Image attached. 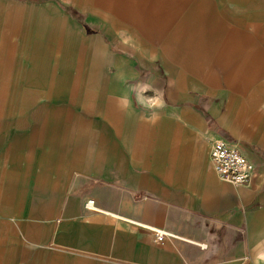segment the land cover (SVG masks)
<instances>
[{"label": "crops", "instance_id": "obj_1", "mask_svg": "<svg viewBox=\"0 0 264 264\" xmlns=\"http://www.w3.org/2000/svg\"><path fill=\"white\" fill-rule=\"evenodd\" d=\"M74 5L102 31L0 0V264H264L259 0ZM219 138L249 185L215 173Z\"/></svg>", "mask_w": 264, "mask_h": 264}, {"label": "built area", "instance_id": "obj_2", "mask_svg": "<svg viewBox=\"0 0 264 264\" xmlns=\"http://www.w3.org/2000/svg\"><path fill=\"white\" fill-rule=\"evenodd\" d=\"M210 161L217 176L235 186L249 185L256 175L255 163L247 157L239 143L216 139L210 151ZM93 204L89 201L88 208L91 209ZM165 237V233L154 231L155 242L162 243Z\"/></svg>", "mask_w": 264, "mask_h": 264}, {"label": "rangeland", "instance_id": "obj_3", "mask_svg": "<svg viewBox=\"0 0 264 264\" xmlns=\"http://www.w3.org/2000/svg\"><path fill=\"white\" fill-rule=\"evenodd\" d=\"M31 1V0H30ZM34 1V3H43V2H52L54 4L59 5L63 11L67 14L72 16L74 19L77 20H81V21H88L92 28L93 27H98V31L101 32L102 30L99 28L102 23V21L100 19H98L96 16H94V14H84L82 13L81 10H79V7L77 5H74L75 3H78V0H76V2L74 3L73 0H32ZM29 2V0H28ZM74 5V6H73ZM95 7V6H94ZM259 14L257 15L256 19L254 20V16H253V27L252 28V32H255L257 34V36H261L264 33V28H262V24H264V0H259ZM109 17H110V21H120L119 17L116 16L115 14H113L112 12H109ZM247 22V21H246ZM249 22V21H248ZM248 22L246 23L248 25ZM91 28V29H92ZM245 30L249 31L250 28L249 26L244 27ZM116 37L120 36L119 34L115 35ZM130 38V43L127 45L131 48L135 47L133 41H135L134 38H132V35L129 37ZM143 42L145 43V48H157L159 47V43L158 40H156L153 36V34H148V35H143ZM11 89L15 90L16 88H2V94L3 93H7L6 95H9V93L11 92ZM12 90V91H13ZM3 107H5V104H3ZM5 109V108H3Z\"/></svg>", "mask_w": 264, "mask_h": 264}]
</instances>
